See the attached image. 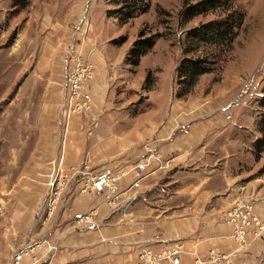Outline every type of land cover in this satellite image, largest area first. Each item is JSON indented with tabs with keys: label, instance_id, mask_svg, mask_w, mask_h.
I'll return each mask as SVG.
<instances>
[{
	"label": "crops",
	"instance_id": "crops-1",
	"mask_svg": "<svg viewBox=\"0 0 264 264\" xmlns=\"http://www.w3.org/2000/svg\"><path fill=\"white\" fill-rule=\"evenodd\" d=\"M66 19L69 29L79 27L72 17ZM81 51L94 63L90 115H73L63 141L66 88L60 101L48 99L51 111L41 114L36 147L6 196L10 206L6 213L0 210L7 222L0 227V253H8L0 264L36 240H46L54 251L35 248L21 264H138L142 249L158 252L175 245L181 247L180 264H205L211 250L226 256L221 264H264V232L251 220L264 223V178L254 177L251 157L245 160L240 149L227 146L232 139L220 136L218 118L178 119L169 102L158 106V113H105L101 106L112 86L123 82L92 47ZM74 68L69 60L64 76ZM148 141H155L151 153L145 150ZM136 164H145L148 176L125 215L107 205L103 192L83 190L106 168L128 172L119 183L124 190L134 180ZM53 178L61 189L48 212L47 185ZM238 207L249 214L247 225L240 217L231 219Z\"/></svg>",
	"mask_w": 264,
	"mask_h": 264
},
{
	"label": "rangeland",
	"instance_id": "rangeland-1",
	"mask_svg": "<svg viewBox=\"0 0 264 264\" xmlns=\"http://www.w3.org/2000/svg\"><path fill=\"white\" fill-rule=\"evenodd\" d=\"M182 5L183 0H151L148 13L118 26L116 20L106 18L109 7L104 0H0L1 211L6 213L10 206L6 196L20 180L22 165L36 147L41 114L51 111L48 99L60 101L63 86L67 93L65 65L69 60L75 67L83 63L94 65L81 48L92 47L103 65L114 69L123 82L112 86L101 111L118 109L122 113L116 115L138 116L158 113V106L169 102L178 119L194 114L215 115L220 136L232 139L227 146L240 149L245 160L251 157L254 177L264 178V154L257 161L252 154V143L259 137L257 100L264 77V0H233L245 18L232 51L221 55L216 70L201 76L189 94L177 99L176 68L184 48L195 47L185 38V32L221 15L219 11H212L182 23L178 19ZM68 17L75 19L79 27L71 24L69 29ZM143 28L158 38L139 65L132 68L124 59ZM56 53L60 56L54 58L55 63ZM147 72H150L149 90L143 89ZM90 83L84 86L89 94ZM67 102L66 98L63 113ZM91 109L92 105L75 114L86 117ZM117 120L126 123V120ZM1 211L0 227H5L7 222ZM43 245L54 251V246L46 240L32 241L26 247L31 253ZM20 248L10 254L7 264H13ZM7 254L0 253V258L5 259Z\"/></svg>",
	"mask_w": 264,
	"mask_h": 264
},
{
	"label": "trees",
	"instance_id": "trees-1",
	"mask_svg": "<svg viewBox=\"0 0 264 264\" xmlns=\"http://www.w3.org/2000/svg\"><path fill=\"white\" fill-rule=\"evenodd\" d=\"M109 9L106 18L116 20L118 26L139 18L149 12L151 0H104ZM219 11L218 18L199 24L185 32V38L195 47H186L176 68L177 99L189 94L203 75L216 70L221 55L229 54L238 36L245 14L233 5V0H183L178 12V19L185 23L196 16ZM157 34L148 33L141 29L129 47L124 63L132 68L139 65L141 59L154 47ZM150 72L146 73L143 89L150 88ZM258 115L256 127L259 134L252 143V154L257 161L264 154V77L261 96L257 100Z\"/></svg>",
	"mask_w": 264,
	"mask_h": 264
},
{
	"label": "built area",
	"instance_id": "built-area-1",
	"mask_svg": "<svg viewBox=\"0 0 264 264\" xmlns=\"http://www.w3.org/2000/svg\"><path fill=\"white\" fill-rule=\"evenodd\" d=\"M79 72L68 76L67 81V94L68 102L66 112H64V136L66 137L69 128V121L76 112L87 110L90 107V94L84 90V86L93 79V68L91 64L85 63L83 67L79 68ZM155 141H150L145 144L147 153H151L149 147ZM132 171L134 173V180L123 191L118 188V183L124 178L128 172L124 170H113L106 168L95 175L91 176L84 184L83 190L90 193L103 192L109 207L117 209L120 208L122 213H125L130 205L137 200L136 193H130L131 190L140 188V182L148 176L145 164H136ZM60 184L56 181H51L48 185L46 206L48 212L54 208L55 202L59 195ZM126 195L125 200L121 198ZM250 208V207H249ZM249 214L241 213V208H235L230 217L234 220L237 217L242 219L243 225H247V216ZM251 220L256 225L258 231L264 232V223H259L256 218L252 217ZM237 235L243 233L242 229H236ZM29 247H23L13 257V264H19L21 259L28 256ZM49 250H53L49 247ZM181 247L178 245L171 247H164L158 252H153L149 248L142 249L138 254V264H180ZM226 256L215 254L214 251L209 252V259L205 264H221Z\"/></svg>",
	"mask_w": 264,
	"mask_h": 264
},
{
	"label": "bare ground",
	"instance_id": "bare-ground-1",
	"mask_svg": "<svg viewBox=\"0 0 264 264\" xmlns=\"http://www.w3.org/2000/svg\"><path fill=\"white\" fill-rule=\"evenodd\" d=\"M84 64V63H83ZM83 64H79L78 66H76L75 68H74V70L68 75V76H71V75H73V74H75V73H78L79 72V68L80 67H83ZM92 68H93V65H92ZM68 78V77H67ZM67 98H68V94H67ZM67 136V135H66ZM64 140H66V137L63 135V141ZM56 181L57 182V179L56 178H53L51 181ZM50 181V182H51ZM121 181V180H120ZM49 182V183H50ZM49 183H48V185H49ZM120 183V182H119ZM119 183H118V188H119ZM48 185H47V187H48ZM49 188V187H48ZM60 189H61V187H60ZM120 189V188H119ZM59 193H60V190H59ZM106 200V199H105ZM47 201V200H46ZM57 201V200H56ZM107 203V202H106ZM55 204H56V202H55ZM108 205V204H107ZM55 206V205H54ZM109 206V205H108ZM46 208H47V206H46ZM111 208V207H110ZM54 209V208H53ZM52 209V210H53ZM112 209H114V208H112ZM48 211V210H47ZM123 215H125V213H122ZM25 247V246H24Z\"/></svg>",
	"mask_w": 264,
	"mask_h": 264
}]
</instances>
